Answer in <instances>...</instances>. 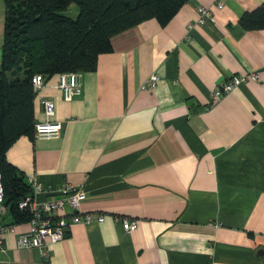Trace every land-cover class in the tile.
<instances>
[{
	"label": "crops",
	"instance_id": "1",
	"mask_svg": "<svg viewBox=\"0 0 264 264\" xmlns=\"http://www.w3.org/2000/svg\"><path fill=\"white\" fill-rule=\"evenodd\" d=\"M263 1L188 0L165 25L151 18L114 35L96 68L79 72L82 92L70 101L59 73L45 78L34 122L51 99L59 135H20L6 159L30 191L31 177L82 187L80 210L104 221L18 247L28 218L13 223L5 208L13 231L2 234L0 264H264V29L238 23ZM199 6L213 12L203 24ZM4 13L0 0V62ZM251 71L256 80L213 98L230 76ZM152 73L159 79L145 87Z\"/></svg>",
	"mask_w": 264,
	"mask_h": 264
},
{
	"label": "trees",
	"instance_id": "2",
	"mask_svg": "<svg viewBox=\"0 0 264 264\" xmlns=\"http://www.w3.org/2000/svg\"><path fill=\"white\" fill-rule=\"evenodd\" d=\"M5 13L0 62V177L4 206L13 223L29 216L18 202L30 192L24 174L6 151L34 129L31 77L88 72L98 55L112 50L111 38L145 20L165 25L188 0H3ZM78 7L72 18L66 11ZM245 30L264 29V1L238 20Z\"/></svg>",
	"mask_w": 264,
	"mask_h": 264
},
{
	"label": "built area",
	"instance_id": "3",
	"mask_svg": "<svg viewBox=\"0 0 264 264\" xmlns=\"http://www.w3.org/2000/svg\"><path fill=\"white\" fill-rule=\"evenodd\" d=\"M221 1L216 3L217 8H222ZM197 22L203 24L212 17L211 7L199 6L197 8ZM258 74L255 71L244 74H233L229 79L216 87L213 92V98H219L224 93L229 92L239 86L247 79L256 80ZM159 76L152 73L145 87H155ZM31 84L36 91L45 84V78L42 74L36 73L31 77ZM57 87L61 90L62 97L66 101L72 100L82 92L79 72L69 71L58 74ZM45 120L34 123L33 135L37 138L57 137L62 128L59 121H52L51 117L55 113V105L51 99L41 100ZM31 191L18 202V208L25 211L29 217V229L18 234L16 244L18 247H43L46 239L58 241L65 235L67 228L74 223H89L91 221H104L103 214L92 212H82L80 204L86 199V192L80 186L64 182L60 186H44L34 177L29 179ZM5 211L4 191L0 177V249H2V234L6 231H13L12 224H5L2 216ZM119 221L125 231H133L137 227V221L124 216H114Z\"/></svg>",
	"mask_w": 264,
	"mask_h": 264
},
{
	"label": "rangeland",
	"instance_id": "4",
	"mask_svg": "<svg viewBox=\"0 0 264 264\" xmlns=\"http://www.w3.org/2000/svg\"><path fill=\"white\" fill-rule=\"evenodd\" d=\"M78 13V7L75 3L70 4L68 10L66 11V14L74 18Z\"/></svg>",
	"mask_w": 264,
	"mask_h": 264
},
{
	"label": "water",
	"instance_id": "5",
	"mask_svg": "<svg viewBox=\"0 0 264 264\" xmlns=\"http://www.w3.org/2000/svg\"><path fill=\"white\" fill-rule=\"evenodd\" d=\"M257 253H258L259 255H261V256L263 257V259H264V249H263V248L258 249V250H257Z\"/></svg>",
	"mask_w": 264,
	"mask_h": 264
}]
</instances>
